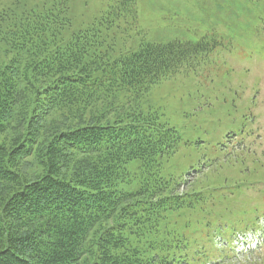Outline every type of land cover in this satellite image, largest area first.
I'll return each mask as SVG.
<instances>
[{"label":"trees","instance_id":"16d2710c","mask_svg":"<svg viewBox=\"0 0 264 264\" xmlns=\"http://www.w3.org/2000/svg\"><path fill=\"white\" fill-rule=\"evenodd\" d=\"M117 3L116 19L120 10L136 15L134 0ZM17 4L0 9V264L221 257L183 221L202 193H177L181 180L161 174L177 131L137 104L210 44L143 42L111 59L100 23L67 37L68 0L39 10ZM132 160L137 176L126 167Z\"/></svg>","mask_w":264,"mask_h":264},{"label":"rangeland","instance_id":"374dc122","mask_svg":"<svg viewBox=\"0 0 264 264\" xmlns=\"http://www.w3.org/2000/svg\"><path fill=\"white\" fill-rule=\"evenodd\" d=\"M57 1L0 0V9L18 2L20 10H39ZM118 5L68 0L67 37L100 23L101 49L111 59L143 42L210 44L193 67L154 84L137 104L177 131L176 148L162 160L161 174L171 184L181 180L177 193L192 187L202 193L183 221L186 229L200 230L210 254L221 252L214 235L230 245L236 231L264 217V0H134L136 15L120 10L116 19ZM139 164L126 165L131 175L139 174ZM227 255L222 251L221 257ZM254 261L264 264V249Z\"/></svg>","mask_w":264,"mask_h":264}]
</instances>
